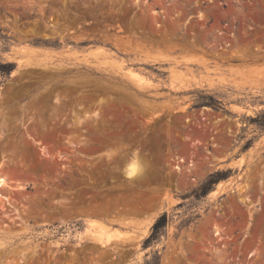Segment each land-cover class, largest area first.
<instances>
[{"label": "rangeland", "instance_id": "374dc122", "mask_svg": "<svg viewBox=\"0 0 264 264\" xmlns=\"http://www.w3.org/2000/svg\"><path fill=\"white\" fill-rule=\"evenodd\" d=\"M241 5L0 0V172L24 185L0 195V264H226L223 225L264 264V0Z\"/></svg>", "mask_w": 264, "mask_h": 264}, {"label": "built area", "instance_id": "2783aa9c", "mask_svg": "<svg viewBox=\"0 0 264 264\" xmlns=\"http://www.w3.org/2000/svg\"><path fill=\"white\" fill-rule=\"evenodd\" d=\"M209 2H219L223 3L226 6L228 5V2H233L237 4V6H242L243 3H253L255 0H204ZM227 25V23H225ZM224 32V35H231L233 34V31H230L229 28H225L221 31V33ZM220 33V34H221ZM227 43L226 39L224 41ZM195 160L192 156H177V158L174 161V167L177 170H183L187 169V172H191V169L194 167ZM188 167V168H187ZM192 180L195 179L194 174L189 175ZM221 228H216L214 230V242L212 243V246H217V248L221 249V257L226 264H255L254 262V251H250L247 254H242L240 242H238L237 236L234 234V232H230L226 229L225 225L220 226ZM242 238L241 240H243Z\"/></svg>", "mask_w": 264, "mask_h": 264}, {"label": "bare ground", "instance_id": "6f19581e", "mask_svg": "<svg viewBox=\"0 0 264 264\" xmlns=\"http://www.w3.org/2000/svg\"><path fill=\"white\" fill-rule=\"evenodd\" d=\"M126 72H127V75L129 76V78L136 85L145 86V85L149 84V81L144 79V77L141 76L138 72H136L134 70H130V69H127ZM36 166H37V164L33 163L31 167H36ZM141 171L142 170H141L139 163L134 158L131 161L127 162L126 176L128 178H133V177L135 178V177L139 176ZM7 174L8 173L5 174L4 172H0V195L5 197V198L11 197V193H12V191L8 190L7 188L14 189V188H22L24 186L22 183L16 181L14 179V177L9 176L10 174L9 175H7ZM226 186L227 185L225 183L218 182L215 184V187L209 191L208 195L212 198H216L225 190ZM238 191H239V193H242L243 191H245V188H242L241 186H239ZM243 199L246 201L247 200L249 201V198L247 196H245V198H243ZM153 220H155V219L151 218L148 221L145 228L143 229L142 235L148 233V229L150 228V226L154 222ZM82 232L88 234L89 236H91V238L98 241L102 245H106L111 241L110 235H105V233L103 231H93V230L89 229L88 227H85Z\"/></svg>", "mask_w": 264, "mask_h": 264}, {"label": "trees", "instance_id": "16d2710c", "mask_svg": "<svg viewBox=\"0 0 264 264\" xmlns=\"http://www.w3.org/2000/svg\"><path fill=\"white\" fill-rule=\"evenodd\" d=\"M14 66L13 63H9V67L12 68ZM9 68V70H10ZM264 117V114L263 116ZM258 119V124L260 126H264V119ZM220 179V177H215L213 179H209L207 184L204 185V187L201 189L202 194L208 193L211 190V184L217 183V181ZM167 224V213L164 211L162 212L154 221V223L151 226V233L144 239L143 241V248H147L153 240L158 239V235L162 232V229ZM145 264H160V256L157 253V251H154L152 254V258L150 260H146Z\"/></svg>", "mask_w": 264, "mask_h": 264}]
</instances>
